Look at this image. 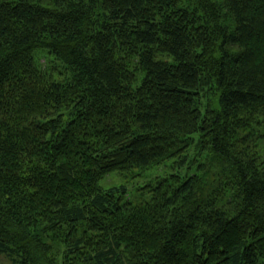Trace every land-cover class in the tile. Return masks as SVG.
I'll return each instance as SVG.
<instances>
[{"label": "trees", "instance_id": "1", "mask_svg": "<svg viewBox=\"0 0 264 264\" xmlns=\"http://www.w3.org/2000/svg\"><path fill=\"white\" fill-rule=\"evenodd\" d=\"M0 255L264 264V0H0Z\"/></svg>", "mask_w": 264, "mask_h": 264}, {"label": "rangeland", "instance_id": "2", "mask_svg": "<svg viewBox=\"0 0 264 264\" xmlns=\"http://www.w3.org/2000/svg\"><path fill=\"white\" fill-rule=\"evenodd\" d=\"M36 58L39 62L46 67L49 64L57 65L60 67V63L53 59L51 55L46 51L37 52ZM57 79H60L58 74H55ZM63 78V77H62ZM61 78V79H62ZM218 99L213 95L209 100V105L217 108ZM193 153V151H192ZM181 165V159H171L161 162L154 167L140 171L132 170L129 172H114L106 177L100 184L104 190L113 188L124 187L127 189L123 200L132 204L137 208H145L150 204L154 208L157 200L153 197L154 191L158 188H162V184L166 183L170 178L176 176L179 173V166ZM190 174V170L187 172ZM0 264H12L5 256L0 255Z\"/></svg>", "mask_w": 264, "mask_h": 264}]
</instances>
